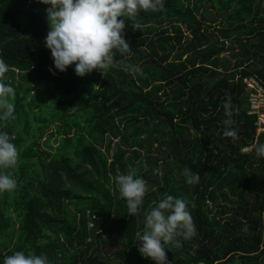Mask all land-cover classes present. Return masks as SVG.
I'll return each instance as SVG.
<instances>
[{
  "label": "trees",
  "instance_id": "obj_1",
  "mask_svg": "<svg viewBox=\"0 0 264 264\" xmlns=\"http://www.w3.org/2000/svg\"><path fill=\"white\" fill-rule=\"evenodd\" d=\"M48 7L0 0L3 82L16 93L15 119L0 131L20 151L18 187L0 194V264L18 250L43 254L57 229L64 241L58 254L46 252L49 264H155L139 253L137 233L166 195L194 203L197 232L166 250L171 264H264V157L243 150L264 139L245 84L264 85V0H164L134 18L141 29L120 17L132 48L115 59L139 65L135 76L119 65L83 77L75 65L55 69ZM226 119L235 142L223 135ZM129 165L149 185L134 216L114 182ZM185 168L197 184L186 183Z\"/></svg>",
  "mask_w": 264,
  "mask_h": 264
},
{
  "label": "clouds",
  "instance_id": "obj_2",
  "mask_svg": "<svg viewBox=\"0 0 264 264\" xmlns=\"http://www.w3.org/2000/svg\"><path fill=\"white\" fill-rule=\"evenodd\" d=\"M49 5L46 9L49 31L45 37V46L51 52L55 69L66 72L75 65V74L83 77L93 70L107 72L114 66H121L132 75H143L139 65L115 59L130 53L131 46L125 40V19L134 22V28L140 26L134 18L142 12H156L164 8V0H40ZM123 17L125 19H119ZM9 65L0 56V121L15 119V89L5 84L4 77ZM50 72H55L50 68ZM17 72V71H16ZM226 117L233 115L230 95L223 101ZM252 116V115H250ZM256 117L255 115H253ZM257 122V117H256ZM255 122V126H256ZM223 135L235 142L239 139L238 129L233 128L234 121L226 119ZM264 132H258L256 137ZM14 136L0 131V194L14 192L18 181L14 169L20 159V151L12 141ZM248 148V147H247ZM257 157H264V143L252 145ZM144 167L148 165L145 163ZM155 171H158L155 170ZM183 176L189 185L199 182V174L191 169H183ZM119 196L125 200L129 216L140 214L144 199L149 192L148 182L138 174V169L129 165L127 172H118L114 177ZM187 198L166 195L155 206L144 211V231L137 233L138 251L142 257L155 264H171L167 251L171 247H183L182 241L196 236V226L191 216ZM3 264H49L43 254L15 251L4 257Z\"/></svg>",
  "mask_w": 264,
  "mask_h": 264
},
{
  "label": "built area",
  "instance_id": "obj_3",
  "mask_svg": "<svg viewBox=\"0 0 264 264\" xmlns=\"http://www.w3.org/2000/svg\"><path fill=\"white\" fill-rule=\"evenodd\" d=\"M247 89V114L257 117V130L264 132V85L255 77L245 80Z\"/></svg>",
  "mask_w": 264,
  "mask_h": 264
},
{
  "label": "rangeland",
  "instance_id": "obj_4",
  "mask_svg": "<svg viewBox=\"0 0 264 264\" xmlns=\"http://www.w3.org/2000/svg\"><path fill=\"white\" fill-rule=\"evenodd\" d=\"M220 21H218V22H220ZM215 25H218V23ZM260 143H264V139ZM243 150L250 152L253 150V148H252V146H250V147L245 148ZM229 180L231 181V183L238 181V179L235 178L234 175L230 176ZM57 232H58V234H56ZM63 239H64V236H63L62 232L59 229L55 230L54 233L49 235L48 239H46L42 242V248L44 249L43 254L46 255V252H48L49 250H51L52 255L58 254L61 250H57V249L62 247V244L64 241Z\"/></svg>",
  "mask_w": 264,
  "mask_h": 264
}]
</instances>
